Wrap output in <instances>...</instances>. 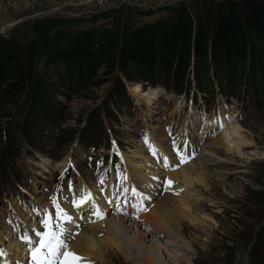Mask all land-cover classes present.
<instances>
[{
    "label": "rangeland",
    "instance_id": "374dc122",
    "mask_svg": "<svg viewBox=\"0 0 264 264\" xmlns=\"http://www.w3.org/2000/svg\"><path fill=\"white\" fill-rule=\"evenodd\" d=\"M134 1L140 4L139 8L130 4ZM194 1L201 0H110V7L106 12L81 18L72 14L87 10L89 5L85 0H0V34L12 36L24 44L32 37V22L61 17L68 20L75 18L77 21L72 23L76 22L74 27L77 29L112 27L123 37L138 26L174 16L172 8L176 5H192ZM144 7L153 8L143 11ZM67 26L63 25L62 28ZM204 62L207 63L206 60ZM213 63L219 70L224 71L223 74L233 84L237 83L238 87L251 83L246 81L251 68L254 70L253 78L260 87L264 82L263 63L254 62L255 64L248 67L247 62H242L240 58L222 60L221 63L215 60ZM43 65V62H39L36 70ZM61 68L55 70L60 73L58 77L55 78L56 73H53L47 79L50 85L45 89L41 101L38 102L36 98L31 100V94L23 97L19 108L15 107L9 113L12 115L16 110L23 112L15 120L7 116L8 110L0 112V230L4 224H11L12 220L25 215L19 212L29 213L36 207L50 206V196L55 194L57 187L63 182L61 175L59 176L60 168L56 167L60 162H71L72 168L67 175L73 177L77 183L84 177L88 182L94 179L96 184L99 176V173L94 174L98 167L97 162L103 156L107 161L108 147L112 144L111 148L114 150L115 141L120 155L143 164L140 166L142 172L159 167L158 175L161 178L164 176V179H178L170 172L179 171L181 168H186L192 175L205 176L203 169L195 161L203 156L211 160L204 164L209 183L197 187L202 195L195 203L193 199L190 202L193 203L197 216L207 219L208 225L197 226L192 222L194 227L204 232L198 234L194 228V232L189 233L188 227L192 225L186 221V233L194 241L197 255L192 254L193 250L189 249V261L181 264L264 262V99L260 101L261 105H256L250 102L249 96L239 103L237 99L223 95L196 96L192 89H186L185 93L171 92L161 86L140 83L137 77L145 72L133 63L127 72L135 78L134 81H129L118 67L111 72L109 65H102L100 68L96 65L90 73L82 75V78L78 74L64 72ZM164 69L157 77H164L172 83V78L164 73ZM202 74L203 71L199 73ZM218 78L213 77L215 80H219ZM180 80L183 86L188 84L191 88L190 80L187 81L185 77L176 76L174 82ZM261 88L264 89V86ZM124 94L128 97L131 95L133 99L132 105L128 104V109L122 107ZM104 103L111 105L107 107L110 118L105 115ZM32 110L37 117L31 116L27 118V122L34 127L30 136L36 148H30L25 143L21 128L17 125L22 123L25 113L28 115ZM98 114L105 121L104 133L98 138L96 145L88 146L80 131L91 121H95ZM221 123L223 128L220 127ZM48 124H51L52 132ZM169 127L177 143L188 141L194 150V155L187 163L171 168V171L162 166L159 155L163 153L168 156L170 163H177L168 155L169 150L175 153L168 143L170 138L172 141L166 131ZM11 129L16 130L22 144V153L17 158H13V150H6L11 144ZM60 130L63 132H59ZM144 133H148L159 147L155 157L150 153L155 161L149 155L143 139ZM210 151H214V154H210ZM45 157L49 160H42ZM176 159L178 160L177 157ZM45 161L51 162L50 168L54 167L52 170L49 168L50 172L46 171ZM82 161L84 163L81 164ZM118 165L119 171L127 172L125 165L123 170L122 158ZM99 167L110 172L109 165L103 167L102 164ZM157 172L158 170L155 173ZM80 174L84 176L80 177ZM85 175L94 178L90 180ZM164 181L166 180L162 182ZM35 184L38 190L35 189ZM173 184V189L181 186L178 181ZM160 190L165 192L164 187ZM184 190L185 187H182L181 192ZM176 195L179 196L180 193L176 192ZM111 218L118 221L117 216L107 219ZM190 229L192 230L191 227ZM164 230L171 231L166 228ZM130 235L137 236L134 231ZM97 237L102 240V236ZM150 238L147 242L153 245L156 237ZM160 238L164 243L170 240L167 234ZM176 240L180 241L179 238ZM185 244L183 245L186 247ZM11 251H14L12 256L16 257L17 251L14 248ZM182 252L180 249L175 251L177 255ZM192 257L197 260H192ZM107 258L115 261L114 264H136L142 261L141 257H137L134 262H128L124 254L115 251H110ZM93 262L96 263L95 260Z\"/></svg>",
    "mask_w": 264,
    "mask_h": 264
},
{
    "label": "trees",
    "instance_id": "16d2710c",
    "mask_svg": "<svg viewBox=\"0 0 264 264\" xmlns=\"http://www.w3.org/2000/svg\"><path fill=\"white\" fill-rule=\"evenodd\" d=\"M172 10L174 16L138 26L123 37L112 27L77 29L74 27L76 22L72 23L77 21L75 18L61 17L32 22V37L24 44L12 36L0 34V112L8 110L7 116L15 120L23 112L9 113L15 107L19 108L24 96L31 94V100L41 101L50 85L47 79L53 73H56L55 78L58 77L60 73L55 70L59 67L82 78L96 65L99 68L109 65L111 72L118 67L129 81H134L135 78L127 72L131 63L145 72L137 77L139 82L161 85L179 93L192 89L194 95L201 94L202 97H214L220 93L245 101L249 96L250 102L261 105L264 82L260 87L253 78L252 68L246 79L251 83L238 87L213 62L240 58L248 67L254 62L263 63L264 0H201L192 5H176ZM63 25L68 26L62 28ZM39 62L44 65L36 70ZM163 68L172 83L164 77H157ZM262 68L264 70V63ZM201 71L203 74L199 75ZM176 76L190 80L191 88L188 84L183 86L181 80L174 82ZM217 76L219 80L213 79ZM130 99L133 101L131 95H123V102L130 103ZM108 106L111 105L104 103L105 115L110 118ZM26 115L27 112L22 123L17 125L25 142L36 148L30 136L34 127L27 118L37 117V114L32 110ZM48 126L52 132L51 124ZM104 128V118L98 114L95 121L80 131L81 137L87 145H92L103 135ZM10 134L11 144L6 150H13L14 158L21 153V141L16 130L11 129Z\"/></svg>",
    "mask_w": 264,
    "mask_h": 264
},
{
    "label": "bare ground",
    "instance_id": "6f19581e",
    "mask_svg": "<svg viewBox=\"0 0 264 264\" xmlns=\"http://www.w3.org/2000/svg\"><path fill=\"white\" fill-rule=\"evenodd\" d=\"M227 85L228 84H226V86ZM128 104L130 106L132 105L131 99L130 103L125 104L127 106L122 103L123 109H128ZM130 111L131 109L129 112ZM167 136L168 134H166V137ZM163 149L165 148L163 147ZM169 151L170 153H167L169 157L173 161H178L176 157H174V154L171 152V150ZM204 151L205 150H203V152ZM210 154H214V151H210ZM123 159H126L124 161L125 164H123L127 170V172L125 171L128 175L127 184L126 182L122 183L120 178L117 182V187L115 188L116 183L111 180L107 186L106 193L108 196H113L115 189H121L122 193V188L127 187L130 190L127 195H130L131 188L136 186L138 191L150 196V199L144 201L147 204V210L138 216H131L128 209L124 208L123 211L127 214H119V216L117 215L118 221H114V218H111L99 222H87L83 229L78 232L79 235L76 236L75 241L71 243V249L80 255L87 257L91 261L95 260L96 263L94 262V264H114L115 261L109 260L107 258L110 251L124 254L126 261L128 262H134L135 258L141 257L142 261L136 262V264H181L185 261H189V249H192V254L195 253V255H197V249L195 248L194 241L190 240V237L188 238L187 236L186 228L188 225L186 224V221H188L190 225H192V222L197 226L207 227L208 225L207 219L205 220L203 216H197V213H195L196 211L192 206L193 203L190 202L192 199L193 202L196 201L202 195L201 190H197V187L201 185H207L209 183L204 164L210 163L211 160L208 157L203 156V158L200 157L195 161V164L203 169L205 176H202L201 174L200 176L194 174L192 175L186 168H181L176 172H170V170V174H174V176L178 179H168L172 180L173 182L178 181L181 186L173 189L175 185L172 183L170 191L161 192L160 189L162 187H166V185L159 188L157 187V185H162V181L164 180V176L162 179L161 175H158L160 171V169H158L159 167L156 169L150 168V170L153 172L148 169L149 167L147 168L148 171L142 172L140 166H143V164L130 159L125 155H123ZM42 160L49 159L43 158ZM80 163L82 164L84 161ZM66 164L67 162L63 161L58 163L56 167L63 168ZM51 166V162L45 161L46 171H50L52 168H54H50ZM157 170L158 172L155 173ZM81 176L84 175L80 174V177ZM85 176H87L90 180L94 178L91 177V175ZM152 177H159V179L153 180ZM180 179L183 181L181 180V182ZM95 182L96 181H94V179L92 182H88L84 177L80 178V186L83 185L85 189L91 191L95 200H99L102 199L103 194L99 191H96L97 186H94ZM182 187H185L183 192H181ZM35 189L38 190L36 184ZM176 192L178 194L180 193V195L177 196ZM68 196H70V194H68ZM45 205H49V203H45ZM65 208L69 214L74 215V217L77 219L80 213L77 209L72 207L69 201L65 203ZM20 214L26 213L21 212ZM27 218L32 219L30 224L31 226L37 224L36 217L32 214V212L27 216ZM190 227H188L189 233H191L194 228L198 234H202L204 232L201 229H197V227H194L193 225ZM164 228L168 229V231L170 229L171 231L166 232ZM16 229H18L17 226ZM12 231L13 229L5 224L0 230V238L2 241L0 246L4 245L3 248L7 250L10 258H14L12 256L14 252L11 251L12 248H14L15 251H18L16 247L20 246V241L16 236L12 235ZM132 231L137 234L136 237L130 235V232ZM166 234L170 240L169 242L164 243L160 237ZM99 235L102 236V240L98 239L97 236ZM151 236L156 237L153 245H149L147 242L151 239ZM176 238H179L183 244L186 243L187 246L185 247L182 243H180L179 240H176ZM177 249L183 251L181 255H177L175 253ZM206 252H208V250ZM15 254L16 257L23 255H20L18 252H15ZM193 259L197 260L195 257H192V260ZM0 264L2 263L0 262Z\"/></svg>",
    "mask_w": 264,
    "mask_h": 264
},
{
    "label": "snow or ice",
    "instance_id": "6c2138e0",
    "mask_svg": "<svg viewBox=\"0 0 264 264\" xmlns=\"http://www.w3.org/2000/svg\"><path fill=\"white\" fill-rule=\"evenodd\" d=\"M220 127L223 128L224 125L221 123ZM166 131L169 136L172 137V129L169 127ZM143 139L149 151H151L154 156L157 155L159 150L149 139L148 133L143 134ZM172 144L179 163L171 165L168 156L159 153L162 166L166 169L169 167H179L181 164L187 163L194 155V150L191 149L190 142L182 141L177 143V140L172 137ZM113 145L116 154L120 155L119 149L115 146V141ZM102 164L103 161H98V167L94 171V174L99 173L98 183L100 185L105 183L107 175V169L101 170L99 167V165ZM116 168L119 169V165H116ZM118 175L122 183L128 180L126 172H118ZM152 179L158 180L159 177H152ZM172 183L173 181L168 179L164 181L162 185H157V187L159 188L166 185L164 190L170 191ZM73 189L74 185L72 181L69 180L68 192L71 196L64 195L63 185L56 189L57 195L50 196L51 203L55 209L54 215L51 210L42 206L34 209L36 217H38L37 224L39 227L26 226L22 233H18L17 238L22 240L25 244L28 256L24 260L15 261V264H94V262L87 257L71 249V243L74 242L76 236L79 235V233L75 231V229L79 228V224L77 219L61 206L60 199L62 198L65 201H69L72 207L81 213L79 216L81 220L85 219V213L89 218L95 217L97 220L103 219L105 213L99 208L91 191L86 190L83 185L75 188V191ZM100 191L103 193L104 188L101 187ZM129 191L127 187L122 188V193L125 194V203H128L127 194ZM131 194L138 198L137 201L131 205L136 210L134 214L146 211L147 209L144 207L143 202L150 199V196L138 191L136 186L131 188ZM109 203H111V201H109ZM125 214L127 213L125 212ZM7 256V250L0 247V259H3V264H11V262L6 259Z\"/></svg>",
    "mask_w": 264,
    "mask_h": 264
},
{
    "label": "built area",
    "instance_id": "2783aa9c",
    "mask_svg": "<svg viewBox=\"0 0 264 264\" xmlns=\"http://www.w3.org/2000/svg\"><path fill=\"white\" fill-rule=\"evenodd\" d=\"M85 3L88 4L87 10L84 12H74L72 15L83 17H88L92 15L102 14L106 12L108 7H110V0H85ZM132 6H136L135 8H139L140 4L137 1L130 3ZM153 7H144L143 11H150Z\"/></svg>",
    "mask_w": 264,
    "mask_h": 264
}]
</instances>
